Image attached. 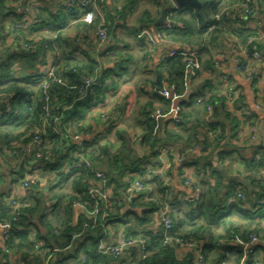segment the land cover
Wrapping results in <instances>:
<instances>
[{"label": "crops", "instance_id": "1", "mask_svg": "<svg viewBox=\"0 0 264 264\" xmlns=\"http://www.w3.org/2000/svg\"><path fill=\"white\" fill-rule=\"evenodd\" d=\"M67 1L17 0L13 2L12 0L7 4L9 13L0 16V57L6 61L5 54L20 53L22 51L20 49L21 40L33 44V49L24 51L29 53V56L11 60L6 72L2 75L14 80H28L34 83L32 78H35L34 75L42 67L52 66L65 77L64 65L70 57L69 59L79 68L77 72H80L75 77L76 79L68 80L66 78L67 82L74 86L77 85L74 84L76 80L81 84L84 77L93 76V69L96 66L100 67L97 79L100 78L107 84L103 88L97 89L93 100L86 99L88 97L76 98L77 95L73 98H65L58 92L59 89L55 92L52 90L50 96L52 97L51 105L53 106L55 103L54 106H59L66 112L61 132L69 136L73 132L74 135L82 137L85 147L84 154L92 162L95 170L110 175L111 185L107 188L106 194L109 198H113L115 189H119L120 193L123 187L129 188V178L135 179L138 174V171L127 169V174L125 172L119 175L121 168L118 170V174L114 164L117 160L120 164L121 159L115 160V157L119 155L128 157L126 158L129 159L128 165L132 161L143 158H147L151 165L160 164L157 161V154L153 156L150 146L142 142L145 130L143 119L139 116L140 110L151 102L150 83L154 80V67L159 64L161 58L169 57L173 50L181 48L186 52L193 50L197 53L198 47L187 44L188 38L181 31V25L170 21L169 16L165 15V24L158 25L167 8L171 10L175 8L164 0H101L98 10L103 21L109 27L108 38L103 43H99L95 36L96 28L85 26L82 22V13L79 10L69 12L65 9L64 4ZM237 1H224L225 6L221 15L225 24L216 41L210 45L208 57L213 61H218L220 74L228 76L239 88L241 99L251 116L240 118L226 104V111L239 121L236 134L228 140L226 147H220L216 151L210 149L206 151L205 144H196L193 148L192 159H198V162L190 161L191 165L183 167L178 163L177 156H164V167L172 190L171 196L174 194L175 203L192 196L191 188L184 183L186 178L199 186L203 185V182L210 183L212 186L221 184V193H224L226 189L230 190V188L240 192H237L238 194L242 193V199L244 195L245 200L240 199L241 203L237 201L238 197L234 198L238 202L237 209H229L231 203H235L230 199L223 204L222 214L227 216L225 221L234 219L239 222L240 226H249V221L242 217L260 216L255 221V226H257L255 234L259 240L252 244L253 255H248L250 238L246 242L239 238L237 242L223 239L219 242V253L214 254L207 262L198 260V250L175 249V259L182 261L186 257L192 256L193 264H215L218 259L220 264H249L250 259H256L264 264V199H262L264 196V60L252 59L250 51L246 47L244 48L237 36L241 30L252 33L264 56V0H254L256 14L253 18L243 15L241 7L235 5ZM231 3L233 4L231 5ZM166 22L173 23L168 30L173 38L170 37V43L163 44L156 39V33L165 28ZM257 23L260 24V27ZM146 39H151L154 44L148 46ZM233 43L241 46L243 53L240 58L252 76L251 81H247L243 74L236 71V64L233 60ZM49 44L50 46L47 47ZM192 44L194 45V43ZM54 47L55 49H53ZM149 49H152L151 63L145 61ZM233 73L234 75H232ZM185 82V90L182 94L176 95L172 88L169 89L170 103L163 106L166 110L164 113L166 117L162 120L156 118L159 122L155 128V136H160L166 128L171 129L173 117L177 111H180L183 101L192 98L195 103L194 110L198 111L200 105L196 104L197 93L210 94L209 85H214L216 89L221 90V87L217 86L215 82V77L203 71L195 76L188 74ZM165 87L167 88V85ZM27 88L28 99L26 100L30 99L37 104L40 101L39 85L34 83ZM23 97L17 98L15 103L19 101L25 103L26 100ZM153 106L154 112L157 109L163 110L159 103H154ZM1 109H3L2 104H0ZM23 111L25 110H21L20 113L21 120L17 122L19 131H22L24 123L22 118L25 116V112L23 113ZM106 114H111V117L105 118ZM78 125L81 132L75 133ZM29 143L23 144V146ZM73 144H75L74 141ZM172 147L178 149L177 146ZM122 151L125 152L121 154ZM72 153H69V156ZM68 159L70 158L68 157ZM64 160L66 161L65 158ZM206 161L210 168L205 173L202 168L205 167ZM36 166L37 162L34 157L31 156V161L25 162L22 155L16 156L8 147L0 145V200H26L34 185L29 188L30 190H26L23 187V182L31 178L37 179L41 194L50 197V201L46 202V205L51 203L55 206L57 204L54 194L64 195L63 201L56 208L50 207L47 212V218L53 222L54 227H57L59 220L67 218L64 217L67 213L66 206H70V225H76L79 221H83L88 214L86 209L80 206L72 207L69 201L67 202L68 196L72 193V180H59L57 175L51 171L41 170L37 173L34 170ZM150 189L153 191V187ZM124 206L128 211L130 210L138 216L144 211H148V208H134L128 203ZM190 210L192 209L186 204H180L172 208L170 214H177L180 218L200 222L198 214L194 213L191 216ZM148 219L150 221L140 227L139 231L145 228L148 232H162V222L158 213L149 215ZM33 221L35 226H31L29 233L35 232L32 240L40 248L43 241H39L41 245L37 242L36 228H42L38 219ZM106 228L105 232L109 236L108 243L112 244L117 242L119 235L126 232L125 227L117 223L115 219L108 220ZM211 228L214 236L224 235L220 225H214ZM84 242L85 239H79L72 248L62 252L61 255L75 258L82 256L85 254V249L90 247L88 243L83 245ZM5 245L3 231L0 228V252H3ZM237 252L240 254L237 255ZM7 255L10 260L8 264L20 263L19 253L8 251ZM140 263L139 252L130 250L118 259L110 258L96 264ZM83 264L95 263L87 260Z\"/></svg>", "mask_w": 264, "mask_h": 264}, {"label": "trees", "instance_id": "2", "mask_svg": "<svg viewBox=\"0 0 264 264\" xmlns=\"http://www.w3.org/2000/svg\"><path fill=\"white\" fill-rule=\"evenodd\" d=\"M16 1L17 0H13V2ZM224 1L225 0H199L201 3L200 9L185 6L172 10L167 8L166 10V17L169 16L170 21L181 25V31H183L185 37L188 38L187 44L189 46L198 47L196 54L200 69L193 70L196 72V75L202 71L212 75L216 72L217 68L215 66V62L218 61H213L212 58L208 57V55L210 45L212 42L216 41L217 36L222 32V26L224 27L225 24L224 21H222L224 18L221 15L225 6ZM9 2H12V0H0V16L9 13V8L7 7ZM233 3H231V5ZM239 4L240 0H238L235 5L238 6ZM218 17H220V20H218ZM93 26L96 28L98 27V24ZM251 35L253 34L245 30H241L237 33V36L240 38L243 45L246 43L247 38ZM168 36L169 38L172 37L170 34H168ZM192 43H194V45ZM49 46L50 44L47 45V47ZM53 49H55V47ZM247 49L249 50L250 47H247ZM175 51V56L167 57L162 63L154 67V80L150 83L152 89L151 102L140 110L139 116L143 119V127L145 130L142 142L150 146L153 156H155L157 154V150L163 146H177L179 153L184 149H188L190 152L185 155L182 163V166L185 167L186 165H191V162H198V159H192L193 148L196 144H205L206 151L209 149L211 151H216L220 147H226L228 140L236 134L235 131L239 126V121L226 111L227 102L222 91L218 88L216 89L214 85H209L211 92L202 105H200V107L198 106V111L194 110L195 103L192 101V98H189L185 102L183 101V103H181L183 106L178 112L182 119L181 124H175L173 120V124L171 123V129L166 128L160 136H155V128L159 120H156L153 115L154 103H159L162 107L169 104V98L167 96H163L162 92H169V89L171 88L176 95L182 94L185 90V80L188 74H190L186 63L184 62V51L181 50V48L176 49ZM22 57L23 56H20L18 52L5 54L4 58L6 61H3V57H0V104H3L5 100H9L10 102V112H5V109L0 110V145L8 147L11 152L14 145L23 146V144H27L31 141V137L28 135L29 132L35 129L41 130L43 128L42 106L44 104L41 99V89L39 93L40 101L37 104L30 101V99L26 100L28 99V94H26L28 89L27 87L34 83L38 84L40 87L42 79L35 76V78H32L34 80L33 83L28 80H14L6 75H2V73L6 72V68L10 64L11 60L23 59ZM69 58L70 57H68L64 65L66 70L65 77L56 71V74L63 79L66 86L53 85L50 88L49 95L52 90L55 92V90L59 89L58 92L63 94L62 96L65 98H73V96L77 95L76 98L88 97L86 99L93 100L92 98L96 93H94L93 96H89L83 95L79 92V88L83 82L80 84L76 80L74 84L77 85L74 86L70 82H67L66 78H68V80H70V78L74 79L80 73L77 72L79 71L77 65H75ZM145 61H149L148 54H146ZM95 81L98 83L104 82V80H101L100 78L97 79V77L95 78ZM165 85H167V88ZM73 87H75V89ZM196 95H198V97H204L205 94L203 95L199 92ZM20 97H23L26 102L21 103L19 101L15 103L16 99ZM54 105L56 104L53 103V106ZM208 107L211 108V112L207 110ZM23 109L25 110L23 111V113L25 112V116L22 118L24 123L22 125V131H19L17 122L21 120L20 113ZM61 109L63 112L59 121L60 128L62 124L64 125L63 121L66 116L65 110L63 108ZM162 111L163 113H166L164 107ZM56 114L59 115L58 113ZM54 115L55 114L52 112L51 116ZM162 119L163 118H161V120ZM46 132L47 136L42 138V144L39 150L41 156L40 159L37 160L40 169L45 172L51 171L52 173H55L59 180L71 179L72 193L68 196L69 200H67V202L69 201V204L72 207L75 203H79L85 207L87 213L93 212L96 201L94 202L88 196V190L97 185L93 175L84 169H71L67 172L62 170L64 165L67 164V166H70L71 162H73L71 154L69 156V153L75 150V145L73 144L71 137L67 134L64 135L63 132H61L62 135L52 133L48 127L46 128ZM80 132L81 131L79 130L78 125L75 133ZM124 152L125 151H122L120 153L122 154ZM31 156L33 157V155ZM31 156H29V160H31ZM68 157L70 159L67 160ZM64 158L68 161L67 163H65L66 161ZM126 158L128 157L124 155L115 157V160L121 159L122 163L119 164V161L117 160L114 164L117 169L113 166V168L117 170V173L121 168V172L119 171L120 174L118 173L119 175L125 173L127 169H131L136 172L138 171L137 175H143L141 170L142 165L145 163L151 164L147 158H143L142 160L132 161L128 165L127 161H129V159ZM206 163L205 167L202 168L205 173L208 168H210V165ZM127 173L128 172L125 174ZM106 176L108 188L111 185V180L108 173H106ZM145 184L150 185V188L153 187V191L148 195L140 194L139 196L133 198L130 204V206L134 208H148V211H144L140 216L130 210L128 211V209L124 206L128 203L126 201L128 193V188L126 186L121 189L120 193L119 189H115L118 192L114 190V197L111 198L108 206L98 202V213L95 217L89 218L87 216L83 221H79L76 225L69 224L70 206H66L67 213H65L64 217L67 218L59 220L57 227H54L53 222L47 218L48 209L53 206L51 203L46 205V202L50 201V197L41 194L40 185L36 182L34 186L31 187V191L26 199V201L31 202L32 206L19 211V219L17 222L12 221L14 216L12 210L0 205V224L7 223L10 225L9 237L5 245L6 249L8 251L19 253V264H37L38 262L44 260L43 258H45L49 253H62L67 249L72 248L73 244L79 241L72 240V236L81 234L82 239H85L83 245L86 243L90 245L89 248L85 249V254H82V256L85 258V262L88 260L89 262L96 264L103 262L106 259L113 258L112 256L97 254L95 246L97 239H99L102 235V226H107L108 220L115 219L117 223L122 224L125 227V233H127L129 238H140L145 241L146 256L140 264H193L192 256H188L182 261L175 259V248L164 245L162 232H148L145 228H142L143 230L139 231L141 229L140 227L146 225L150 221L148 216L158 213L159 209L163 207L165 201L171 203L173 208L178 206L175 204L174 194L165 198L161 183H159L156 179L147 181ZM220 186L221 184L212 186L210 183L203 182V185L199 186V202L187 205L192 209L190 210L191 216L194 213L198 214V219H200V222L203 221L202 223L191 219L187 220L186 218H180L177 214H170L172 222V228L169 233L170 236L174 238H181L190 243L196 244L202 254V262L209 261L214 254L219 253V242L223 239L229 241L233 240L235 242L241 239L246 242L250 236L254 235L258 238L257 234H255L257 232L255 221L260 218V216L253 217L251 215L249 217H242L249 221V226H240L239 222L234 219L225 221L227 216L222 214L223 204L232 199L235 203H231L229 209H237L238 202H236L234 198L235 196L237 198V194L240 192L230 188V190L226 189L224 193H221ZM53 196L57 201V204L53 206V208H56L58 204L63 201L64 195H60L58 193ZM243 199L245 200L244 195ZM243 199L242 201H244ZM262 199H264V196ZM237 201L240 202L241 200L238 199ZM34 219L39 220L42 228H36V234L38 237L36 240L37 242L43 241L42 245L40 242L39 244L41 245V250L47 251L44 257H42L43 254L37 255L34 253L35 243L29 237V229L31 226H35L33 221ZM214 225H220L223 228V236H214L211 228ZM238 253L239 252H237V255L240 254ZM4 259L7 263H9L10 260L8 259L7 253L4 254ZM113 259L115 260V258ZM256 261V259H250L249 264H254ZM0 264L5 263H3L0 259ZM215 264H220V260L218 259Z\"/></svg>", "mask_w": 264, "mask_h": 264}, {"label": "built area", "instance_id": "3", "mask_svg": "<svg viewBox=\"0 0 264 264\" xmlns=\"http://www.w3.org/2000/svg\"><path fill=\"white\" fill-rule=\"evenodd\" d=\"M101 0H68L65 4L64 7L67 11L71 12L72 10H79L82 13V22L87 25V26H93L95 24H98V27H96L95 30V36L99 43H103L107 40L108 38V26L106 23L103 21V17L101 13L98 10V4ZM168 4H170L171 7H175L174 9H177V6L174 3V0H164ZM242 9V13L244 16L248 18H253L255 17L256 14V9H255V1L254 0H240V4L238 5ZM170 22H166L165 28L163 30H160L156 33V39L165 44V43H170L171 39L169 38L168 30L170 27ZM257 25L260 24L257 23ZM146 42H148V46H152L154 42L151 39H146ZM233 51H234V56L233 60L236 64V71L238 73H241L244 75L245 79L247 81H251L252 76L250 72L246 70L245 64L242 62L240 55L243 53L241 46L237 45L236 43H233ZM46 47V46H45ZM250 47V54L251 58L254 60L262 61L264 60V56L262 52L258 48V44L256 41V37L251 35L250 37L247 38L246 43L244 44V48ZM20 49L22 51H31L33 49V44L30 42H20ZM183 50V49H181ZM185 54L184 56V62L187 65V69L189 70V73L193 76L196 75V72L193 70L200 69L199 63L197 62V54L196 52L189 51L186 52L183 50ZM176 51L173 50L170 52V56H175ZM148 57L149 61L151 63L152 61V49L148 50ZM166 58H161L160 63H162ZM148 63V64H150ZM151 65V64H150ZM219 62H215L216 66V72L213 75L215 77V82L217 86L221 87V91L226 98L227 105H229L230 108H232L235 113H237L239 116L243 118H248L251 116V114L246 110L244 103L241 99V92L239 88L236 86L234 82L231 81V79L223 74H220L219 71ZM74 71V70H73ZM100 74V67L96 66L93 69V76H87L83 79V84L79 88V92L83 95H89L93 96L96 89L98 88H103L107 82L104 81L103 83H98L95 81V78ZM34 76H38L42 79V82L40 84V89H41V99L43 102L42 106V120H43V128L41 130L35 129L31 132L28 133V135L31 137V141L28 145L25 146H19V145H14L12 154L18 156L22 155L24 158L25 162L31 161L29 160V156L33 155L34 160L37 162V160L40 159V146L42 144V138L44 136H47L46 128H50L52 133L55 134H61V128L59 127V121L61 118V114L63 110L59 108L58 106H51V97L49 95L50 88L53 85L57 86H66L65 82L63 79L56 74V70L54 67L49 66V67H42V69L36 73ZM75 89V87H73ZM163 96L168 97V92L163 91L162 92ZM209 94L205 93L204 97L200 96L196 99V104L201 105L207 98ZM3 109H5V112H10V102L9 100H5L3 102ZM209 112H211V108H207ZM52 112L55 114L54 116H51ZM59 115H57L56 113ZM1 115V114H0ZM155 118H164L166 115L163 113L162 110H155L153 113ZM1 117V116H0ZM111 114H106L105 118H110ZM174 123L175 124H181L182 119L178 114V111L173 117ZM51 122V123H49ZM68 133V132H66ZM65 135V134H64ZM71 139L75 142V150H73L71 154V159H73V162H71L70 166L64 165L62 168L63 171L67 172L66 170H79V169H84L85 171L90 172L95 181H96V186L90 188L88 190V196L91 200L94 202L96 201L94 211L91 213H88L87 216L89 218L95 217L97 215V208L98 205L97 203L100 202L101 204L103 203L105 206L109 205V202L111 201V198L106 194L107 190V176L105 172L97 171L93 167L92 162L85 156L84 154V149L85 147L83 146L84 143L82 141V137L76 136L73 133L70 135ZM190 152L188 149H184L179 153V149H175L174 147L168 145V146H163L160 147L157 150V161L160 164H156L155 166L151 164H143L141 167L143 175H136L135 179L129 178V188H128V193H127V199L126 201L128 204H131L132 199L139 196L140 194H149L152 192L150 187L145 184L147 181H151L153 179H156L159 183H161V186L163 188V193L165 198H168L172 190L170 188V184L168 182L167 176H166V170L164 167V156H177L178 158V163L181 164L183 163V158L185 155ZM34 170L38 173L41 171L38 163L37 166L34 167ZM140 174V173H139ZM144 181V182H143ZM37 182V179H27L23 182V187L28 190L32 185H34ZM185 185L187 187H190L192 190V196L187 199H182L178 200L175 204H195L199 202V196H200V187L198 184H195L191 182L188 178L185 179ZM237 197L239 199H242L241 194H237ZM0 205L2 207H6L8 209H11L14 216L12 218L13 222L18 221V216H19V211L22 209H27L31 205V202L26 201L25 199H11V200H0ZM74 206H80L85 209V207L79 203H75ZM173 206L171 203L165 201L163 204V207H161L158 211V214L160 216V220L162 222V234H163V243L165 246H170L175 249L178 248H187L188 250H198V260L202 261V254L200 253L199 248L196 244L190 243L186 240H183L181 238H174L170 236V231L172 228V222H171V217H170V212L172 210ZM0 228L3 231L4 235V240L5 244L6 241L8 240L9 237V230H10V225L5 223V224H0ZM103 232L101 237L98 239L95 249L97 254L103 255V256H112L115 259L120 258L125 252H128L130 250H137L140 254L141 261L145 259L146 256V246H145V241L137 238V239H132L129 238L127 233H122L119 235L118 240L115 244L108 243V237L106 232L107 228L106 226H102ZM35 232L33 233L31 231L30 237L31 239L34 238ZM81 234H76L72 236V240H79L81 239ZM258 241V238L256 236H250V244L249 248L247 249L248 255H253L254 250L252 247V244L256 243ZM8 253V250L5 249L3 250V253L0 252V259L2 260L3 263L8 264L6 260L4 259V254ZM34 253L39 255L43 254L42 257H44L47 252H43L40 250L39 245H35L34 247ZM64 253V252H63ZM44 260L38 262L37 264H83L85 262V258L83 256H79L77 258L75 257H70V256H62L61 253L54 252V253H49L46 255ZM254 264H261V262L256 261Z\"/></svg>", "mask_w": 264, "mask_h": 264}, {"label": "water", "instance_id": "4", "mask_svg": "<svg viewBox=\"0 0 264 264\" xmlns=\"http://www.w3.org/2000/svg\"><path fill=\"white\" fill-rule=\"evenodd\" d=\"M174 3L177 6V8L189 6V7L200 9V7H201V3L199 2V0H174ZM165 18L166 17H165V12H164L162 14L159 22H158L159 26H161L162 24H165V21H166ZM169 25L171 27L173 25V23H170ZM19 54H20V56H23V57H27L30 55L29 53L24 52V51H20ZM232 75H234V73Z\"/></svg>", "mask_w": 264, "mask_h": 264}, {"label": "bare ground", "instance_id": "5", "mask_svg": "<svg viewBox=\"0 0 264 264\" xmlns=\"http://www.w3.org/2000/svg\"><path fill=\"white\" fill-rule=\"evenodd\" d=\"M259 45V44H258Z\"/></svg>", "mask_w": 264, "mask_h": 264}]
</instances>
